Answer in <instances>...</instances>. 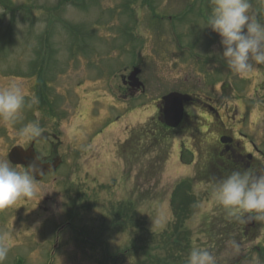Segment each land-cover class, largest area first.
Here are the masks:
<instances>
[{
  "label": "rangeland",
  "instance_id": "rangeland-1",
  "mask_svg": "<svg viewBox=\"0 0 264 264\" xmlns=\"http://www.w3.org/2000/svg\"><path fill=\"white\" fill-rule=\"evenodd\" d=\"M250 4L249 11L256 12L264 0ZM209 11L211 0H0V86L22 81L26 98H38L15 124L0 119V158L16 144L28 145L19 129L39 121L44 140L34 144L36 150L47 155L54 148L64 159L55 173L36 182V198L0 209V237L10 248L3 264H185L193 247L209 250L215 264H222L250 247L239 244L236 221L215 218L214 200L201 201L198 190L197 205L175 229L170 190L187 174L181 163L145 183L137 166L130 174L116 153L127 129L154 115L152 100L177 87L175 64L157 57L149 64L150 76L159 78V83L148 79L150 96L122 100L119 75L130 63L152 50L202 67L224 66L219 57L220 63L213 59L212 53L222 50L219 37L205 28ZM184 65L189 75L190 64ZM221 79L217 73L209 83ZM124 102L148 106L144 118L127 114ZM83 127L85 138L79 141L76 128ZM128 203L135 213L125 218ZM133 225L178 241L180 253L151 241L141 250L147 239ZM102 248L110 254L103 255Z\"/></svg>",
  "mask_w": 264,
  "mask_h": 264
},
{
  "label": "flooded vegetation",
  "instance_id": "flooded-vegetation-1",
  "mask_svg": "<svg viewBox=\"0 0 264 264\" xmlns=\"http://www.w3.org/2000/svg\"><path fill=\"white\" fill-rule=\"evenodd\" d=\"M249 13L259 20V11H249ZM152 53L151 50L148 56L125 69L126 76L120 77L122 100L131 102L151 91V82L148 79L155 80L157 83L159 78L153 79L150 76V72L154 73V69L149 64L155 63L157 57L171 59L178 70L175 74L177 87H174L173 91L188 94L192 100L184 103L182 119L174 128H169L164 123L162 103L158 100L154 105L156 115L153 119L155 125L152 132L156 135L155 143L157 144L154 148V155H156L154 158L147 156L138 158L147 153L145 142L148 129L141 127L139 131H130L121 147L126 161L128 159L129 173L131 174L136 168L135 160L136 171L147 177L162 174L167 162L174 163L177 159L183 168L187 169L192 179L185 188L202 191L207 195H211L212 186L217 180L226 177L232 171L251 169L257 173H264V65H258L257 70L246 78L239 77L244 88L237 89L240 93L237 96L236 92L222 81L205 89L193 86L195 79H197L195 83L198 84L201 80H209L212 78L211 75L224 70L225 65L220 67L218 64L215 68L216 62L209 65L206 63L202 67L194 65L191 61L188 63L190 64L188 75L185 74L186 66L184 65L187 62L178 58L176 53L171 52L168 57ZM213 59L218 61L216 56ZM218 62L220 63V60ZM134 68L140 69L138 74L142 84L140 87L136 86L139 81L126 80ZM250 92L255 98L249 105L241 100V96ZM126 104L131 107L130 103ZM141 106V104H135L134 108ZM39 157L45 163L57 156L55 149H51L47 159L43 156ZM81 192L83 190L79 189L80 195ZM213 207L216 209L214 214L236 221L237 232L241 239L239 244L243 246L246 243L250 246L247 249L240 248V255H237L233 262L222 264H264V222L251 219L249 214H244L240 219L230 218L224 211L221 213L216 204ZM206 216L203 214L201 218Z\"/></svg>",
  "mask_w": 264,
  "mask_h": 264
},
{
  "label": "clouds",
  "instance_id": "clouds-1",
  "mask_svg": "<svg viewBox=\"0 0 264 264\" xmlns=\"http://www.w3.org/2000/svg\"><path fill=\"white\" fill-rule=\"evenodd\" d=\"M250 7V0H211L205 25L219 37L222 48L212 54L241 78L251 75L258 65H264V22L250 15ZM35 103L38 98H26L22 81L10 80L0 86V119L8 123L21 120L24 109ZM43 132L39 121H32L21 127L18 135L33 141L42 138ZM38 162L40 157L36 156L27 166L17 168L9 158H0V209L36 198L35 177L38 172L43 174ZM211 196L230 218L240 219L249 214L251 219L264 222V173L251 169L232 171L213 184ZM9 250L6 240L0 237V264L7 259ZM185 264H215V258L209 250L193 247Z\"/></svg>",
  "mask_w": 264,
  "mask_h": 264
},
{
  "label": "water",
  "instance_id": "water-1",
  "mask_svg": "<svg viewBox=\"0 0 264 264\" xmlns=\"http://www.w3.org/2000/svg\"><path fill=\"white\" fill-rule=\"evenodd\" d=\"M138 71H135L131 74V76L135 77ZM190 100V97L186 95H181L177 93H171L162 98L164 104L163 115L166 121V124L170 127L176 126V124L180 121L182 113H183V102H187ZM8 158L13 164H21L27 166L31 163L35 158V153L33 149H27L26 151L20 147H13L9 154ZM39 166L43 174L37 173L36 177L41 178L44 174L54 171L58 163L55 164H41Z\"/></svg>",
  "mask_w": 264,
  "mask_h": 264
},
{
  "label": "trees",
  "instance_id": "trees-1",
  "mask_svg": "<svg viewBox=\"0 0 264 264\" xmlns=\"http://www.w3.org/2000/svg\"><path fill=\"white\" fill-rule=\"evenodd\" d=\"M182 201H184V193H182L181 192V189H180V186L177 188V191H175L174 193H173V199H172V201H171V207H172V209H173V214H174V216H175V222H174V224H173V226H176L175 227V229L177 228V225H179L180 224V220H182L183 219V216L180 214L181 213V211L183 212L184 211V207L182 208V204L181 203H178V202H182ZM129 205V204H128ZM133 206H130V207H126L124 210H122V212L123 211H125L124 212V216H125V218H129V216H128V212H130L131 213V215L133 216V214L135 213L134 212V210H132L133 208H132ZM132 211L134 212L133 214H132ZM134 217H135V215H134ZM131 221L133 222V220L131 219ZM125 222H126V219H125ZM138 227L139 228V225H133V227ZM142 232V231H141ZM154 238H156V240L154 239ZM158 238H159V240L157 239V236L156 235H150L149 233H148V235L145 237V239H147L146 240V243H148L149 241H151V243H153V244H158V245H160L161 246V239H162V237L161 236H158ZM170 238V237H169ZM169 238L168 237H166L165 239H166V241H164L163 242V244H164V248L165 249H167V250H170L171 252H172V250H174V248L172 247V243H173V241L171 242V240H169ZM158 240V241H157ZM176 249V248H175Z\"/></svg>",
  "mask_w": 264,
  "mask_h": 264
}]
</instances>
